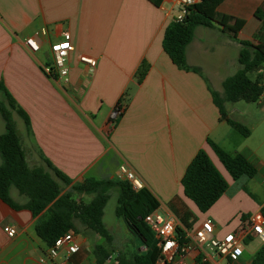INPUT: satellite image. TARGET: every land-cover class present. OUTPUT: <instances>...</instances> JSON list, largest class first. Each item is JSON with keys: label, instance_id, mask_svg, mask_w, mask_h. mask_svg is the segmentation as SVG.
Returning <instances> with one entry per match:
<instances>
[{"label": "crops", "instance_id": "0c3cea01", "mask_svg": "<svg viewBox=\"0 0 264 264\" xmlns=\"http://www.w3.org/2000/svg\"><path fill=\"white\" fill-rule=\"evenodd\" d=\"M259 8L264 9V0H223L217 12L244 21V26L236 40L218 26L197 28L185 53L195 73L176 68L161 46L164 30L178 12L177 0H0V83L29 118L28 131L24 127L18 133L16 128L28 166L42 168L55 179L47 160L70 179L69 186L60 184L64 194L86 178L120 181L118 167L125 165L179 228L193 230L209 219L214 236L221 239L242 227L264 206V94L256 103L224 104L226 118L249 131L244 137L220 118L211 93L222 97V82L239 70L240 43L256 44ZM66 32L74 50L67 59L68 81L63 82L46 77L42 67L51 61L50 44ZM30 37L40 45L35 54L25 46ZM80 55L97 61L93 72L78 61ZM142 62L149 70L139 84L135 75ZM260 72L264 84V70ZM118 104L122 113L111 123L109 116ZM207 140L230 156L244 157L256 175L230 180ZM200 150L228 183L204 214L184 197L180 184ZM13 194L16 203H26L25 197ZM45 214L33 217L0 201V264H96L95 246L108 253L104 264H118V258L131 260L146 250L121 218L107 226L103 213L109 240L75 221L79 252L67 263L62 257L49 261L47 247L35 233ZM5 227L15 229L13 238L3 232ZM254 241L257 249L245 245L237 262L210 257L208 264H250L264 245L255 238L249 242ZM199 257L192 253L186 262L200 264Z\"/></svg>", "mask_w": 264, "mask_h": 264}, {"label": "trees", "instance_id": "16d2710c", "mask_svg": "<svg viewBox=\"0 0 264 264\" xmlns=\"http://www.w3.org/2000/svg\"><path fill=\"white\" fill-rule=\"evenodd\" d=\"M223 0H199L188 8L181 22L173 20L164 30L162 50L176 68L183 71H193L186 64V48L191 43L197 28H214L218 26L223 34L232 39L237 38L244 26V21L217 12ZM255 18L260 21V29L254 36V42L242 41L238 55L239 70L222 82L223 96L211 93L212 101L220 118L227 125L246 137L249 131L242 125L226 118L225 103H256L264 94L262 73L256 68L264 66V9L255 11ZM149 66L142 62L136 72V81L141 83ZM255 78L251 79L250 75ZM0 118L4 132L0 135V201L14 211L27 210L33 217L45 212V217L35 226V233L46 247H50L56 239L68 232L76 233L74 222L78 221L85 229L109 240L102 218L105 206L109 200V192L117 190V205L115 215L121 218L127 228L134 234L146 250L141 255H135L131 260L118 258V264H156L159 250L153 233L144 222V217L158 211L159 203L145 188L134 191L126 181H96L86 178L79 185H72L68 192L61 194V186H69L71 181L63 173L44 160L46 168H30L26 162L20 145L15 122V113L23 122L26 131L30 122L27 114L16 104L11 95L0 83ZM121 104H118V106ZM117 106V107H118ZM208 146L213 151L224 171L233 182L245 177L252 179L256 169L241 155L230 156L219 149L211 140ZM183 195L191 201L197 210L204 214L227 191L228 183L212 164L204 150L196 153L187 166L180 181ZM15 190L19 196L26 198V203H16L10 191ZM89 198L85 202L82 199ZM260 213L264 216V206ZM251 239L245 241V245ZM96 264H104L108 253L101 246L93 249ZM250 264H264V245L254 254Z\"/></svg>", "mask_w": 264, "mask_h": 264}, {"label": "built area", "instance_id": "2783aa9c", "mask_svg": "<svg viewBox=\"0 0 264 264\" xmlns=\"http://www.w3.org/2000/svg\"><path fill=\"white\" fill-rule=\"evenodd\" d=\"M197 3V0H177L178 12L174 18L181 22L188 12V8ZM39 34L44 35L45 30L40 29ZM25 46L30 54L39 51L40 45L35 38L25 40ZM74 47L69 33H63L60 41L50 44V58L48 65L42 67V73L52 80L68 81L67 59L73 52ZM78 61L93 72L97 61L89 56L80 55ZM122 105L116 107L109 116V121L114 123L122 113ZM118 179L126 181L134 191L143 188V183L136 174L121 165L118 167ZM144 222L151 230L156 240V247L159 256L156 264H189L186 257L192 253L200 255V264H208L210 257L217 260H226L229 263L237 262L243 255L245 241L257 239L264 243V216L259 212L249 217L245 224L236 231L224 235L221 239L214 236V226L209 220H203L193 230L189 228H179L176 223L164 216L159 210L154 211L144 217ZM3 232L8 238H13L15 229L5 227ZM80 245L73 232H68L55 240L46 249V258L55 261L62 257V261L67 263L71 256L78 253Z\"/></svg>", "mask_w": 264, "mask_h": 264}, {"label": "rangeland", "instance_id": "374dc122", "mask_svg": "<svg viewBox=\"0 0 264 264\" xmlns=\"http://www.w3.org/2000/svg\"><path fill=\"white\" fill-rule=\"evenodd\" d=\"M14 120L16 123V128H17L18 133H19V131H22L24 129V126L22 124V121L19 118H17L16 116H14ZM1 125H3L2 122H1ZM13 191H15V190H13ZM13 191L11 193L12 194L11 196H14L13 193H17V192H13ZM117 197H118V193H117L116 189H113L109 192V200H108L107 205L105 207L104 218H103L104 223L107 226L114 224L118 220V218L115 215V208L117 205ZM82 200L87 202V201H89V198H85ZM258 244H259L258 241L249 242L248 243L249 250L257 249ZM130 245H131V243H130Z\"/></svg>", "mask_w": 264, "mask_h": 264}, {"label": "water", "instance_id": "95a60500", "mask_svg": "<svg viewBox=\"0 0 264 264\" xmlns=\"http://www.w3.org/2000/svg\"><path fill=\"white\" fill-rule=\"evenodd\" d=\"M257 71H261V70H264V66H259L258 68H256Z\"/></svg>", "mask_w": 264, "mask_h": 264}]
</instances>
